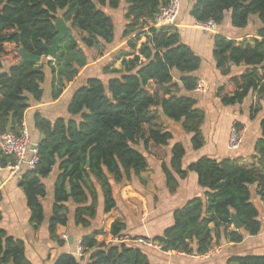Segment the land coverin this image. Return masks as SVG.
<instances>
[{
	"label": "trees",
	"instance_id": "1",
	"mask_svg": "<svg viewBox=\"0 0 264 264\" xmlns=\"http://www.w3.org/2000/svg\"><path fill=\"white\" fill-rule=\"evenodd\" d=\"M169 1L0 0V61L10 63L0 72V132L11 130L15 134L20 133L29 100L43 96L45 67L51 73V97L55 100L87 65L84 48L97 49L113 42L114 21L104 8L116 10L121 2L125 4L122 37L126 39V50L104 66L106 81L89 76L73 91L67 106L70 118L51 121L38 112L34 115L35 127L42 135L37 144L38 162L33 170L22 173L19 186L30 211V224L37 229L44 219L42 199L46 188L42 179L57 165L48 233L58 246L66 242L57 234V228L68 223L67 202L75 205L74 224L88 228L96 217L99 198L102 212L110 213L117 207L113 187L133 182V178L143 181L141 174L149 168L143 151L151 147L164 150L172 139V133L157 122L159 115L179 122L191 135L192 149H200L205 143L204 111L196 106L194 96L184 93L195 92L199 78L193 73L200 67L201 58L180 40L175 25H153L160 8ZM191 1L189 15L198 23L213 21L218 26L226 12L235 28L247 27L252 16L261 23L250 37L213 33L215 68L228 76L216 89V96L227 106L241 104L255 93L249 114L254 119L264 95V0ZM59 12L73 33L59 40L58 57L51 60L45 45H50L56 35L54 22ZM7 44L14 46L18 59L5 57ZM20 48L43 61L19 64ZM234 66L244 69L232 75ZM173 71L179 74L178 80ZM240 125L234 124L238 131ZM259 128L251 160L200 156L183 168L185 148L182 142H175L168 161L160 163L167 191L174 193L178 180L192 172L203 193L176 206L171 223L161 234L132 239L149 240L162 251L201 255L221 238L239 243L246 234L256 235L261 222L252 194L264 207V118ZM8 162H13V157L0 151V167ZM232 213L241 223L238 229L233 226ZM125 228V222L117 218L107 232L94 229L80 239L83 255L62 252L53 264H152L141 248L123 241ZM106 233L118 241L97 239ZM227 263L264 264V255H232ZM0 264H32L25 255L24 242L2 228Z\"/></svg>",
	"mask_w": 264,
	"mask_h": 264
},
{
	"label": "crops",
	"instance_id": "2",
	"mask_svg": "<svg viewBox=\"0 0 264 264\" xmlns=\"http://www.w3.org/2000/svg\"><path fill=\"white\" fill-rule=\"evenodd\" d=\"M191 0H180V11L175 26L178 29L180 40L190 46V48L201 58V64L198 70L193 74L206 83L207 90L203 93L184 92L192 95L196 99V106L204 111V122L202 124V133L205 139L204 145L197 150L192 149L190 144L191 135H175L173 125L169 119L162 115L159 117L165 119L167 123L162 125L163 128L172 133V139L165 148L167 160L170 155V147L175 142H182L185 148V154L182 159V167L185 168L191 161L200 156H209L216 159L226 157H242L251 160L254 154V144L260 136L259 121L264 118V95L260 101V110L254 119L249 118L250 107L256 100L255 93L249 94L241 104L223 105L216 96V89L226 82L228 76L221 75L215 68L214 59L212 57L213 33L206 32L195 27V20L189 15ZM125 7V5H124ZM115 10V9H114ZM257 16L250 18L249 24L245 28H235L230 24V13L226 12L223 22L217 26L216 32H221L229 37H250L259 27ZM240 29V30H239ZM9 61L3 59L0 61V72L9 66ZM88 65V64H87ZM87 65L85 67H87ZM119 66V63L115 65ZM83 67L81 70H83ZM244 66H234L231 74H239ZM81 70L76 79L68 84L60 96L53 100L51 97V73L45 67V80L42 82L43 96L40 100H29V107L24 114L23 124L27 128L30 136L31 147L39 143L42 138L41 133L36 129L34 124V115L40 113L48 120H55L58 117L70 118L67 112V106L73 91L82 85L86 78L82 77ZM87 72V71H84ZM174 79L178 80L179 74L175 71ZM240 123V135L242 142L237 149L229 150L227 148V135L229 128ZM172 125V127H171ZM154 175H149L147 179L146 172L141 174L143 181L140 183L148 190H143L144 194H149V199L154 200L157 196V205L152 206V211L145 217H142L141 211L134 209L140 205V190L134 191L136 182H125L113 187L114 196L117 207L110 213H100L102 210V199L99 198L97 205V213L91 225L88 228L76 226L73 222L74 204L67 202L68 223L66 226H59L57 234L61 239L66 240L63 246H58L56 242L50 238L48 233V221L52 214L53 186L58 174L57 165L54 166L52 172L42 182L46 188V196L42 199L44 209V219L37 229L30 224V211L26 205L25 196L19 186V178L11 175L6 168H0V228L4 229L9 235L21 239L24 242L25 255L32 264H53L54 259L59 253L69 252L75 254L78 242L81 237L94 229L103 228L106 232L109 230L113 220L120 218L126 228L123 233V241H127L132 245H136L145 252L152 264H228L227 260L232 255H264V207L259 197L252 194V200L258 210V219L261 222L260 231L256 235L246 234L244 239L239 243L226 242L220 239L219 243L210 251L214 254L204 259H198L194 255H188L182 252L162 251L156 244L148 245L141 243L134 237L151 238L154 235L161 234L162 230L171 223V212L184 201L195 195H202L203 189L197 184L196 175L192 172L188 173L186 178L178 180L176 191L170 194L164 183V177L161 169L152 170ZM120 194V196L118 195ZM140 208V207H139ZM116 213V214H115ZM103 218L104 220H100ZM108 220V228L102 227L104 221ZM110 238L111 235L107 233ZM101 236V235H100ZM98 240H101L99 236ZM110 242H117V238H112ZM120 241V240H119ZM108 242V241H107ZM86 256V255H85ZM84 263V261H82Z\"/></svg>",
	"mask_w": 264,
	"mask_h": 264
},
{
	"label": "built area",
	"instance_id": "3",
	"mask_svg": "<svg viewBox=\"0 0 264 264\" xmlns=\"http://www.w3.org/2000/svg\"><path fill=\"white\" fill-rule=\"evenodd\" d=\"M180 11V0H170L168 5L162 6L156 15L153 25L160 27L163 25H175ZM195 27L206 32H216L217 25L213 21L204 23H195ZM207 90L206 83L199 80L194 88L196 93H203ZM242 142L240 132L234 125L229 128L227 135V148L229 150L237 149ZM0 151L4 154L11 155L13 162H8L4 168L8 172L18 178L21 177L24 171L33 170L38 162L37 148L31 147L30 136L25 125H22L19 134H15L11 130L0 132ZM1 168V167H0ZM141 243L153 245L149 240L141 239ZM83 248L78 242L75 255H83ZM214 254V251H209L206 254L194 255L198 259H204ZM162 264H169L168 262Z\"/></svg>",
	"mask_w": 264,
	"mask_h": 264
},
{
	"label": "rangeland",
	"instance_id": "4",
	"mask_svg": "<svg viewBox=\"0 0 264 264\" xmlns=\"http://www.w3.org/2000/svg\"><path fill=\"white\" fill-rule=\"evenodd\" d=\"M124 5L125 4L123 2H121L119 8L116 10L108 9L106 7L104 8V10L108 14L111 15V17L114 21L115 38H114L112 43L101 44L100 47L97 49H95V48H90V49L84 48V51L88 56V63H87L88 65L83 70H81V73H83V74H81L82 77H84V75H86V76H97V77L101 78L103 81H106V78L108 77V75H106L102 72L104 66L109 62V60L111 61L112 59H114L116 54H118L120 51L126 50V39L122 37L123 27H124V24L126 22V20L124 18V14H123L124 13ZM60 14L61 13L59 12L58 15L60 16ZM4 55H5V57H8V58L11 57L13 60L19 58V54L15 50V48L12 44L6 45V52ZM41 61H43L42 58H41L40 62ZM117 64H118V62L115 65H117ZM84 71H87V72H84ZM169 121L173 125V129H174L173 131H174L175 135H179V133L181 135L188 134L185 131H183L179 122H176V121H173L170 119H169ZM157 122L160 123L161 126L164 125L165 123H167V121H165V119H162V117L161 118L159 117L157 119ZM172 125H171V127H172ZM175 130L179 131V133L176 132ZM188 135H190V134H188ZM143 152L146 155V157L148 159V164H149V168L146 171V173H148L147 174L148 175L147 179H148V178H150L149 175H151V174L154 175V172L152 170L153 169H155V170L159 169L161 161L163 159L165 161L167 160V157H166L167 153H166V149H164V150L154 149L153 147H151L149 151H143ZM133 182H136V184H134V187L136 188L134 191L138 192V189H139L140 195L143 196L142 198H139L140 205L135 204L136 207L134 209L140 210L141 211L140 213H142V217H145L152 211V209H153L152 206L154 204L157 205V196L156 195L154 196L155 197L154 200L149 199V194L148 195L144 194V191H143V190H148V189L145 187H142V186H144V184L140 183L141 180L139 181L138 178H133ZM139 192L137 194H139ZM118 195L120 196L119 193H118ZM68 212H70V211H68ZM101 212H102V210L100 208V213ZM100 220H104V219L101 218ZM102 227L108 228V220L104 221V224L102 225ZM99 238L104 239L106 242L108 241V243H111L109 240L112 239V237L110 238V236L107 233L99 236Z\"/></svg>",
	"mask_w": 264,
	"mask_h": 264
},
{
	"label": "water",
	"instance_id": "5",
	"mask_svg": "<svg viewBox=\"0 0 264 264\" xmlns=\"http://www.w3.org/2000/svg\"><path fill=\"white\" fill-rule=\"evenodd\" d=\"M54 27L56 30V35L52 39V42L50 45H45L47 52H48V59H56L58 57L57 55V46L58 42L61 38L65 37L66 35H72L73 31L69 24H67L64 19L61 16H58L54 22ZM20 53L22 54V59L19 62L21 64L24 61H34L36 63H39L41 60L40 56H34L24 51L23 48L19 49ZM34 148H37V145L34 146ZM88 167V164H87ZM67 192L69 193V188H67ZM231 220L233 222V226L235 229H238L241 227V223L236 217L234 213L231 214Z\"/></svg>",
	"mask_w": 264,
	"mask_h": 264
}]
</instances>
